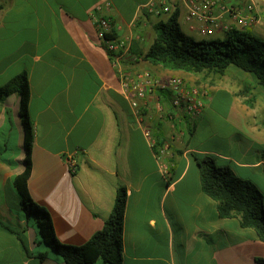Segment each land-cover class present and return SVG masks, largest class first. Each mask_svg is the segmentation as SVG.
Returning <instances> with one entry per match:
<instances>
[{
  "label": "crops",
  "instance_id": "crops-1",
  "mask_svg": "<svg viewBox=\"0 0 264 264\" xmlns=\"http://www.w3.org/2000/svg\"><path fill=\"white\" fill-rule=\"evenodd\" d=\"M150 1L0 0V87L27 74L34 130L25 192L14 184L25 170L22 98L17 93L0 98V264H65L57 253H36L42 243L35 222L21 208L23 194L50 212L61 243L82 246L103 228L120 187L128 193L123 264H259L257 259H264V242L254 230L241 227L236 217H219L217 203L201 188L195 159L215 157L264 194V105L257 115L232 91L216 90L205 96L199 118L184 115L173 126L169 99L155 105L159 96L148 94L137 112L122 92L92 13L102 6L100 15L112 22L114 34L133 39L132 57L124 65L129 72L157 71L139 55L155 39L153 25L169 16L142 9ZM177 9L187 35L209 39L185 23L183 0ZM223 19L240 29L228 15ZM215 114L229 126L221 145L210 143L217 136ZM205 124L211 128L208 136L196 141ZM147 129L160 141L156 151ZM167 145L165 173L157 156ZM40 254L46 255L43 261Z\"/></svg>",
  "mask_w": 264,
  "mask_h": 264
},
{
  "label": "trees",
  "instance_id": "trees-1",
  "mask_svg": "<svg viewBox=\"0 0 264 264\" xmlns=\"http://www.w3.org/2000/svg\"><path fill=\"white\" fill-rule=\"evenodd\" d=\"M166 21L153 25L155 39L139 58L151 66L192 74L204 72L224 75L234 66L252 74L264 89V40L248 30L233 28L223 37L196 40L187 35L179 22V10L168 15ZM22 98L21 118L25 132V170L14 184L27 192V183L32 172L33 125L29 117V81L26 73L12 78L0 87V98L11 94ZM157 146L160 141L157 140ZM156 147L154 150L156 151ZM200 171L203 192L217 203L219 217H236L243 228L254 230L264 242V194L250 180L239 178L230 167H219L211 156H195ZM21 208L27 219H32L43 243L56 252L65 264H123L124 223L128 193L125 187L117 190L114 207L103 228L82 246L61 243L55 233L50 212L37 205L27 195H22ZM4 228L10 227L1 223ZM12 231V230H11ZM27 253L25 243L23 242ZM45 254L39 255L43 261ZM264 264V259H257Z\"/></svg>",
  "mask_w": 264,
  "mask_h": 264
},
{
  "label": "built area",
  "instance_id": "built-area-1",
  "mask_svg": "<svg viewBox=\"0 0 264 264\" xmlns=\"http://www.w3.org/2000/svg\"><path fill=\"white\" fill-rule=\"evenodd\" d=\"M187 9L185 23L192 30L199 31L205 37H211L217 32H228L229 25L222 22V18L228 15L240 29H246L257 24L258 19L254 14L253 6H248L246 10H240L231 6L232 0H183ZM264 1V0H261ZM178 0H151L142 7L149 14L155 17L170 15L177 9ZM103 7L98 6L92 13L93 20L97 27L98 37L103 43L110 56L113 67L120 77V85L123 94L128 99L134 111H139L148 94L155 88H161L171 93L173 107L182 111L191 120L201 116L206 102L205 94L198 88H186L181 78L175 77L168 84L158 83L153 74L149 71L129 72L125 67V62L131 56L133 39L130 36H116L114 25L106 17L100 15ZM151 147L157 146V139L154 134L147 129L145 132ZM168 145L160 150L159 163L164 156L168 155ZM72 172L77 169L76 161L71 157L68 160ZM161 168L165 173L169 167L161 163Z\"/></svg>",
  "mask_w": 264,
  "mask_h": 264
},
{
  "label": "rangeland",
  "instance_id": "rangeland-1",
  "mask_svg": "<svg viewBox=\"0 0 264 264\" xmlns=\"http://www.w3.org/2000/svg\"><path fill=\"white\" fill-rule=\"evenodd\" d=\"M237 3L240 10H246L248 6H253L254 8V14L257 16L258 22L256 25L246 28L245 30H248L258 38H261L264 40V1L261 0H232L231 3ZM224 17V16H223ZM222 22L225 25H229V21L221 19ZM234 25L238 27L235 23ZM230 26V25H229ZM231 27V26H230ZM244 30V29H243ZM222 33H226L225 31H222ZM223 37V36H222ZM214 37H209V39H212ZM132 57V56H131ZM158 70H140L138 71H149L153 74L155 80L160 84H168L169 81L175 77L181 78L183 80V83L186 88H192V87H198L205 96L211 94V92H214L216 90H227L232 91L237 98V101L242 105H246L251 109H254L257 111V115L259 114V111L262 110V104L264 100V89L261 88L255 77L247 72H244L234 66L230 67L227 72L224 75H219L217 73H210V72H204L201 74H192V73H186L183 71H172L164 69L160 66H157ZM135 73V72H133ZM150 94H157L159 96V99H155V105L159 104V101L163 99H169L170 102L169 106L172 108L170 114L172 115V118L169 119L171 124L173 126L178 125L180 121L182 122L185 118L184 113L175 107H173L171 102V93L167 90H162L161 88H155L154 91ZM161 98V99H160ZM223 99L220 98L219 105L217 110L221 111L224 109L223 105ZM158 111L165 115L163 109L160 107L157 108ZM216 119V122L212 124V128L216 132L217 136L214 137L213 140H210V143H217L222 144V136L229 135V126L226 124L217 114L214 115ZM171 116L169 115V118ZM175 117H177V120H175ZM152 133H154L153 129H149ZM185 132L187 131V128L184 127ZM211 128L207 127V124L203 125V128H201L199 134L197 135L196 141H201L202 139H205L208 136V132H210ZM188 133V132H187ZM155 135V133H154ZM170 146V145H169ZM168 146V151H170L171 147ZM212 157V156H211ZM215 160L216 158L213 157ZM161 163H164L168 166L167 159H161ZM216 164L219 167H225L220 166L219 162L216 160ZM169 167V166H168ZM22 197V196H21ZM23 199V198H22ZM21 199V200H22ZM39 241L42 243L41 246H39L36 249V253H56L49 247H46L43 243V240L41 237L38 238ZM96 264H103L101 261L97 262Z\"/></svg>",
  "mask_w": 264,
  "mask_h": 264
}]
</instances>
